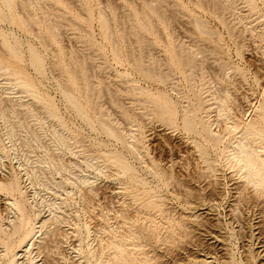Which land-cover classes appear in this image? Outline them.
Returning a JSON list of instances; mask_svg holds the SVG:
<instances>
[{
	"label": "rangeland",
	"instance_id": "1",
	"mask_svg": "<svg viewBox=\"0 0 264 264\" xmlns=\"http://www.w3.org/2000/svg\"><path fill=\"white\" fill-rule=\"evenodd\" d=\"M2 1L0 264H264V0Z\"/></svg>",
	"mask_w": 264,
	"mask_h": 264
},
{
	"label": "bare ground",
	"instance_id": "2",
	"mask_svg": "<svg viewBox=\"0 0 264 264\" xmlns=\"http://www.w3.org/2000/svg\"><path fill=\"white\" fill-rule=\"evenodd\" d=\"M1 1H2V0H1ZM2 2H3V3H8L9 0H8L7 2H5V1H2ZM15 56H16V55H14V57H15ZM16 58H17V56H16ZM16 58H15V59H16ZM262 110H263V109H262ZM252 126H253V125H252ZM247 127H248V126H247ZM248 128H249V127H248ZM248 128H247V129H248ZM250 128H251V127H250ZM255 128H256L257 133H258L259 130L257 129V127H255ZM255 128H254V129H255ZM258 128H259V127H258ZM251 129H252V128H251ZM254 129H253V130H254ZM247 132H248V133H247ZM247 132H245L246 135H244V137H242V138H243L242 140H241V138H240L241 141L244 140V138L247 136V134H251V133H249V132H251V131H248V130H247ZM253 132H254V131H252V133H253ZM260 133H261V132H259V136H258L259 138L256 136V135H257L256 133H255V135H252V136L257 137L258 140H259V139H260V136H261ZM253 134H254V133H253ZM249 136H250V135H248L247 137L250 138V139H254V138L249 137ZM247 137H246V138H247ZM256 140H257V139H256ZM260 140L262 141V138H261ZM260 140H259L258 142H260ZM239 143H240V141H239ZM243 143H244V141L242 142V144H243ZM260 143H261V142H260ZM262 143H263V142H262ZM242 144H240L241 149H242V147H243ZM263 147H264V144H263ZM263 147H262V148H263ZM260 148H261V147H260ZM262 148H261V149H262ZM241 154H242V153H241ZM243 154H245V152H244ZM243 154H242V156H243ZM248 154L251 155V153H248ZM248 154H247V155H248ZM250 155H248V156L244 155V156H243V159H241V161L238 162V163L242 166L241 168H242L243 170H241V171H244V174H247V173H248L247 175H248V177L250 176L249 178H251V179H250L251 182L254 183V182H257V181H258V183L260 184V181H259L258 179L256 180V177L258 176L259 179L262 180V182L264 183V159H263V157H262L263 160L260 159V161H259V160L256 161V159H255V160H252V159L249 157ZM252 155H253V154H252ZM252 155H251V156H252ZM242 156L240 155L239 158H242ZM254 156H255V155H253L252 157H254ZM261 156H263V155H260V157H261ZM260 157H258V158H260ZM254 158H255V157H254ZM256 158H257V157H256ZM242 160L244 161V164H241ZM261 160H262V161H261ZM242 163H243V162H242ZM244 168H247V169H249L250 171H254L256 176H255V175H251L252 172H250L249 170H248V172L246 173V172H245L246 169L244 170ZM238 169H239V167H238ZM249 173H250V175H249ZM242 175H243V174H242ZM243 176H244V175H243ZM244 177H245V176H244ZM249 178H248V181H249ZM246 180H247V179H246ZM251 182H250V183H251ZM255 184H257V183H255ZM263 185H264V184H263ZM263 192H264V191H263ZM263 192H261V193L263 194ZM263 198H264V197H263ZM261 204L264 205V202H263V203L261 202ZM147 205H148V207H150V206H149L150 203H149V204L147 203ZM151 205H153V204L151 203ZM152 207H153V206H152ZM183 231H184V230H183ZM183 231H182V232H183ZM180 233H181V231H180ZM186 233H187V231L185 230V234H186ZM182 234H183V233H182ZM186 235H187V234H186ZM113 243H114V241L112 242V244H113ZM115 243H116V242H115ZM115 243H114V244H115ZM114 244H113V246H112L111 248H114V246H115ZM116 244H117V243H116ZM118 244H119V243H118ZM118 246H119V245H118ZM125 246H127V245H125ZM125 246H124V247H125ZM130 246H131V245H130ZM116 247H117V245H116ZM132 247H135V250H136L137 245H136V246H131V248H132ZM121 248H122V249H121ZM125 248H126V247H125ZM125 248L123 249V247H119V248H118V249H119V252H117V248H114V249H116V253H115V254L117 255V253H118V256H119V259H118V258H117L118 256L115 255V256H116V259H117V260H120V261L122 262L121 264H129V261H128L129 258H127V257H128V255H130V254H127V252H126L127 250H126ZM114 249H111V250H114ZM127 249L129 250V248H127ZM133 249H134V248H133ZM133 249H130V250L133 251ZM132 251H131V252L129 251V253H132V255H133V254L135 253V251H133L134 253H133ZM113 253H114V251L112 252V254H113ZM136 253H137V250H136ZM136 253H135L134 255H136ZM112 254H110V255H111L110 257L113 256ZM125 254L127 255L126 257L124 256ZM138 254H139V252H138ZM140 254H141V253H140ZM132 255H131V256H132ZM123 256H124V257H123ZM133 257H134V256H133ZM136 257H138V256L136 255L135 258H136ZM125 258H126V259H125ZM114 259H115V258H114ZM131 259H132V257H131ZM136 259L139 260V258H136ZM111 260H112V259H111ZM134 260H135V259H134ZM138 260H137V262H135V263L139 264V263L141 262V261H138ZM115 261H116V260H115ZM131 261H133V260H131ZM142 261H143V260H142ZM138 262H139V263H138ZM114 263H116V262H114ZM118 263H119V262H118ZM141 263H142V262H141ZM119 264H120V263H119ZM131 264H133V262H132Z\"/></svg>",
	"mask_w": 264,
	"mask_h": 264
}]
</instances>
